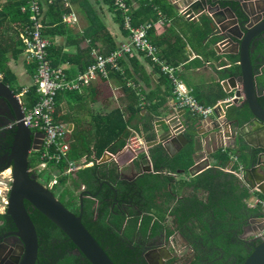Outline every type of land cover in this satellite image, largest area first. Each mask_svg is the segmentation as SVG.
<instances>
[{"label": "crops", "instance_id": "0c3cea01", "mask_svg": "<svg viewBox=\"0 0 264 264\" xmlns=\"http://www.w3.org/2000/svg\"><path fill=\"white\" fill-rule=\"evenodd\" d=\"M155 1L161 2L166 14L154 4ZM176 1L127 0L132 22L137 24L154 23L159 20L162 22L163 26L160 30L148 32V38L157 50V58L165 66L175 70V78L191 90L192 95L201 105L210 107L232 98L235 96L232 89L237 85L230 81L227 73H223V66L215 59L207 34L197 29L194 17L187 18L180 13L183 7L177 5ZM55 2L48 5L45 0H41L43 34L49 39L50 48L56 47L59 52L60 62L56 67L62 68L69 78L84 71L89 63L93 62L92 50L108 55L127 42L128 33L122 28L111 0H70V11L78 17V22L72 25L59 23V13L63 11L64 14L67 10L59 5L60 11L56 13L51 9ZM148 6L153 7L151 16H148L146 10ZM22 61V67L16 71L11 70L19 86L30 87L33 84L35 70L33 73V70L31 72L28 68H31L33 63ZM259 64L260 67L255 63L254 69L264 74V62L261 61ZM118 65L120 71H112L108 80L98 78L80 91L60 93L59 102L55 103L54 115L57 112L59 121H56L63 124L67 130L68 159L90 160L93 164L81 170L97 166L102 187L110 184L113 187L120 185L126 192L130 186L134 190L136 186L142 188L145 184L147 187L155 181L154 191L140 193L144 203L131 202L132 207L127 215H120L118 212L121 211L113 208L116 211L115 217L122 216L127 219L128 230L134 224L133 220L138 218L134 240L138 235L140 236L138 230L143 226L142 220L148 217L152 220L146 235L142 237H149L151 239L149 243L155 244L154 247L159 249V252L167 255L166 248L171 252L176 250L178 254L187 252L190 246L195 249L197 245L193 243L198 240L193 238V234L186 227L180 230L174 229V218L171 214L178 208L185 207L191 210L193 215L199 214L200 211L204 213L208 226L207 228L203 226L206 229L203 232L207 233L208 237L203 243H205L204 249L209 252L208 260H215L217 255L214 257L213 254L221 251L225 254L219 258H222L221 263L224 261L225 264H232L229 249L233 248L235 243L238 244L237 239L243 247L242 241L250 240L253 234L260 231L264 223L260 207L255 206L251 198L252 195L261 198V195L258 191H251L248 183L229 172V169L232 166L235 169L238 163L237 160L233 164L230 161V157L236 159L238 157V150L233 147L234 131L232 130L228 145L223 147V150L221 148L223 133L220 135L213 130L215 122L218 121L217 113L214 112L208 120H203L187 110L177 109L171 81L144 54L134 52L130 56H124L119 59ZM224 83H227L226 87H223ZM259 85L264 89V76L259 80ZM238 89L240 90V87ZM227 90L229 93L226 92ZM241 103L242 101L228 107L225 111L226 117H231ZM118 113L121 114L125 127L124 133L108 144L107 139L110 134L108 135L103 122L113 123L114 118L119 119L116 116ZM188 114L196 121H192ZM175 115L186 124V129L183 131L186 137L174 142L169 152L161 145L162 143H158L148 147L147 156L150 160L148 162L143 153L131 163L129 156L119 157L118 162L104 160L107 148L115 149L120 142L123 140L125 142L131 131H142L147 141L156 139V134H162V131L155 124L165 123L163 128L166 129V120ZM227 128L228 126L224 130ZM158 145L165 149L169 157H174L186 148L187 152H192V165L188 169L178 167L179 171L173 173L169 172L170 170L155 172L149 150ZM83 146L88 148L90 153H86L81 158H71L83 152L85 150ZM222 151L227 155L225 163H222L224 158L221 155ZM202 157H206V163L198 166L197 163ZM95 159H101L103 163L98 164ZM240 164L239 161L238 167L242 165ZM147 165L151 167V172L142 171V167ZM212 170L219 173H214ZM72 176L66 178L63 185L67 184ZM149 181L151 182L148 183ZM82 187L84 190V186ZM244 190H247L249 198L242 201L254 211L247 213V218L242 221L239 203ZM141 191L142 189L139 192ZM151 195L153 200L148 204ZM158 217L164 219L161 223L162 229L151 234L154 224L156 222L160 224ZM172 229L173 233L167 236V232ZM221 244L223 247L220 246ZM239 253L242 254V250ZM216 264H218L217 260Z\"/></svg>", "mask_w": 264, "mask_h": 264}, {"label": "water", "instance_id": "95a60500", "mask_svg": "<svg viewBox=\"0 0 264 264\" xmlns=\"http://www.w3.org/2000/svg\"><path fill=\"white\" fill-rule=\"evenodd\" d=\"M176 4L183 7L181 10L186 15L196 19L197 29L207 34L214 57L223 66V73H227L230 81L240 87V91L232 90L235 91V98H243L241 106L231 117H225L222 122L216 121L213 130L221 135L225 134L226 126L233 129V147L238 150L237 162L242 164L243 181L249 184L251 191H258L264 196V107L260 104L264 89L259 85L264 74L254 69L255 63L259 66V62H264V0H177ZM233 4H236L235 7ZM226 86L227 83H224L223 87ZM226 92L229 93L228 90ZM237 103H225L224 108L227 110ZM0 104L10 121L17 122L8 148L6 168L11 170L12 183L6 214L15 225L22 244L23 255L19 264H35L38 251L36 230L25 208V201L48 219L73 245L74 252L83 255L89 264H113L82 225L83 198L87 192L79 194V213L75 215L53 196L49 188L38 182L36 174L29 171V157L32 151L40 149L43 135L32 133L23 125L18 97L2 77ZM244 107L247 113L243 112ZM163 124H155L162 134L157 133L156 139L147 141V148L162 143L169 152L174 142L186 137L185 132L171 135L173 122L166 123V129ZM142 171L151 172L152 169L147 165L142 167ZM255 234L250 240L242 241L243 250L248 253L242 264H264V240L254 238ZM165 250L166 257H162L157 248L151 251L147 264H165V260L172 259L168 248Z\"/></svg>", "mask_w": 264, "mask_h": 264}, {"label": "built area", "instance_id": "2783aa9c", "mask_svg": "<svg viewBox=\"0 0 264 264\" xmlns=\"http://www.w3.org/2000/svg\"><path fill=\"white\" fill-rule=\"evenodd\" d=\"M46 4L52 5L55 0H45ZM62 6L67 10L61 17V21L67 25H72L78 22V17L70 11V0H60ZM113 7L122 16L123 29L129 33L127 42L120 45L117 50H114L108 55H102L98 50H92L93 62L86 67L84 71L79 72L73 78H69L65 71L60 67H52L48 58V48L50 41L43 34L42 24V7L41 0H27V5L22 7V11L25 13L27 9L29 11V19L21 20L15 23L14 28L17 31L18 38L22 44V49L27 60L34 62L35 74L33 75V84L35 86L38 98L32 107H24L17 95L21 109L23 112L22 122L25 127L30 129L32 133H42L40 149L38 151H32L29 158L37 156L38 166L37 172L46 170L48 167L55 169L56 175L52 177L45 185L51 189L57 185V178L74 174L82 168L89 167L90 160L83 158L80 161H72L68 159L69 143L66 140L67 130L66 127L54 120V107L55 97L62 91H80L83 87L89 86L93 81L98 78L108 80L112 71H120L118 60L124 56H130L134 52L144 54L151 62L159 67V71L166 75L173 86V97L177 109L187 110L193 115L200 116L203 120H208L210 116L216 112L217 120L222 122L226 117L225 103H233L234 101L240 102L239 99L229 98L225 101L219 102L216 105L207 107L199 103V101L192 95L185 84H182L175 78V70L165 66L157 58V50L148 38V32L150 30H160L162 22H145L137 27L132 26V18L130 15V6L127 0H111ZM182 15L187 18H193L186 15V12L180 10ZM30 87H22L21 93L26 94ZM239 86L235 89L240 91ZM234 89V90H235ZM233 90V92H235ZM173 122L170 128L171 135L174 136L179 132H183L186 129V124L178 116H173L166 120V123ZM17 122L8 125L10 130L15 128ZM232 128L228 126L225 134L222 136V149L228 145V140L232 135ZM147 140L144 138L142 131H131L130 135L126 138L124 146L114 151L107 148L105 151L104 160L119 161L121 156H129L131 163L138 159L140 153H143L145 159L148 161L147 156L148 148L146 146ZM224 152V151H223ZM98 164L103 162L101 159H95ZM236 157H230L232 164L236 162ZM31 163V161H30ZM206 163V157H202L197 165ZM31 165V164H30ZM61 170L58 167L61 166ZM232 166L229 172L236 176L238 179H244L242 167L237 169ZM29 171L37 175L34 168H30ZM5 175V176H3ZM51 175V173H50ZM0 178V213L5 212L8 205V194L11 189L12 176L11 170H8L2 174ZM83 189V187H82ZM93 200V198L89 197ZM254 205L260 207L263 213L264 220V198L257 197L254 200ZM254 238L264 240V226L257 232Z\"/></svg>", "mask_w": 264, "mask_h": 264}, {"label": "trees", "instance_id": "16d2710c", "mask_svg": "<svg viewBox=\"0 0 264 264\" xmlns=\"http://www.w3.org/2000/svg\"><path fill=\"white\" fill-rule=\"evenodd\" d=\"M155 5L159 6L160 10L165 13V8L161 6L160 1H155ZM27 5V0H4L3 4L0 7V75H2L3 82L8 85L15 94L21 92L22 87L18 85L17 78L15 74L12 72L11 68L8 66V62L12 60H17L19 56L22 55L23 49H20L21 42L18 38L17 31L12 24L19 22L21 20L29 19V11L27 12L22 11V7ZM61 2L60 0H56L55 5L51 7L53 11L58 13L60 11ZM152 8L151 6L147 7L148 16L152 15ZM66 13V12H65ZM118 13V12H117ZM63 11L59 13V23L62 24L61 15ZM166 14V13H165ZM119 20L121 21V26L123 25L122 16L118 13ZM143 24V23H142ZM140 24L136 22H132L133 27H137ZM14 29L15 39L9 35V30ZM123 28V27H122ZM128 33V32H127ZM129 36V33H128ZM50 48V45H49ZM48 50V58L52 67H56V65L60 62L59 52L56 47H51ZM52 51V52H51ZM112 50L111 52H113ZM110 52V53H111ZM92 53V52H91ZM109 53V54H110ZM92 56V54H91ZM119 61V60H118ZM34 64V62H32ZM92 63V62H91ZM89 63V65L91 64ZM31 64V68L29 67L30 71L34 73L35 66ZM59 92L57 97H55V103L59 102L60 97ZM25 96L28 99L27 107H32L36 102L38 95L36 93L35 86H31ZM261 106L264 107V99L260 100ZM244 113H247L246 107L243 109ZM119 119H113L109 124V121L103 122V125L108 132L107 143H111L114 138H119L124 133V124L122 122L121 114L118 113L116 115ZM59 116L57 112L54 115V120H58ZM59 121V120H58ZM56 121V122H58ZM12 131H10L8 141L11 142L12 140ZM78 141V140H75ZM82 146V145H81ZM124 146V140L118 144V146L114 149L117 151ZM85 146H83L84 148ZM87 149V150H86ZM86 153H90L89 149L85 147L83 152H79L78 155L72 156L71 158H81V156L86 155ZM150 159L152 161L153 169L155 172H162L163 170H170L169 172L173 173L177 171L178 167L182 169H188L189 166L192 165V152H187L186 148L182 149L180 152L177 153L174 157H169L168 153L165 149L161 146H154L149 150ZM222 163H225L227 160V155L225 152H221ZM226 155V156H225ZM32 166V162H31ZM61 166L58 167V170H61ZM179 171V170H178ZM214 173H219V171L212 170ZM73 176L70 178V186L74 190H80L81 186H84V190L87 193L84 195L83 198V211L81 216V222L84 228L89 232V234L96 240L99 246L103 249L106 253L108 258L112 261L113 264H145L143 261H139L137 258V249L136 246L133 245L131 242L136 232V225L138 218L133 220L134 224L131 225V228L128 230V225L126 223L127 219L123 218L122 216L115 217V210H113V204L117 199H122L126 197L125 190L120 187V185L116 186L115 188L110 186L104 185L101 186L102 181L101 177L98 173L97 166L84 169L81 171H77ZM65 178L60 177L58 183L64 184ZM145 182V181H143ZM149 181L148 183H150ZM147 183V182H145ZM154 184L146 185L143 184L142 188L136 186V193L132 195L130 199V203L133 202L134 204H143V200L140 198V193L143 191H149L152 193L154 191ZM142 189L141 192H139ZM201 189V188H199ZM82 191L80 190V193ZM90 196L94 198L96 201L86 198L85 196ZM131 197V196H130ZM249 198V194L247 190H244L240 199L241 202L239 203V210L242 212V221L247 218L248 214L254 211L248 207L242 200H246ZM264 198V196H261ZM126 199V198H123ZM153 200V195L148 198V204H151ZM74 203V202H73ZM146 204V203H145ZM25 208L30 215V219L33 222V225L36 228V234L38 238V244L40 245L41 250H43V257L41 261H46L47 258H61L60 263L58 264H79L80 258L83 259L85 264H89L88 261L83 257V255L78 254V256H74L68 254L69 250L74 249L73 245L68 241V239L58 230L56 229L53 224L46 219L42 214H40L37 210H35L29 203L24 202ZM147 205V204H146ZM150 210V208H148ZM72 212L79 213V199L77 196V201H75V205H73ZM223 212V211H222ZM171 216L174 218V229H185V227L193 234V238L196 240H207V233H204L203 230H206L208 224L205 220L204 213L200 211L197 215H193L191 210L182 207L178 208L175 212L173 211ZM172 218V219H173ZM160 222L154 224L152 228V233L155 234L158 230H161V223L163 222V218H157ZM152 218L145 217L142 220L143 226L140 227L139 234L141 236H145L148 231V226L150 225ZM205 228H204V227ZM56 230L61 238L65 241L64 247L62 248V253L58 254L56 249L57 245L55 244L59 240L56 236L53 237L52 231ZM173 233V229L167 232V236H170ZM54 240V242H53ZM229 244V243H227ZM242 255L238 259V264H242L247 256V252L243 250L241 247Z\"/></svg>", "mask_w": 264, "mask_h": 264}, {"label": "flooded vegetation", "instance_id": "af4514ba", "mask_svg": "<svg viewBox=\"0 0 264 264\" xmlns=\"http://www.w3.org/2000/svg\"><path fill=\"white\" fill-rule=\"evenodd\" d=\"M235 5L236 4H233V7H235ZM12 123H14V121H10L9 116L4 114V110L0 104V174L10 170L6 167L8 165V148L11 144V142L8 141L9 134L11 131L8 128V125ZM129 188L130 189L126 190L125 192L126 197H123L126 199H123V198L117 199L113 204V208H118L121 211V212H118L120 215L122 214L127 215L129 212V209L132 207L130 203V199L132 198V195L136 193L135 191L136 189L133 190L131 186ZM72 213L75 215H78L77 212H72ZM29 218H30V215H29ZM16 232H17L16 227L13 224L11 218L7 216L6 210L5 212L0 213V264H19L20 263L22 259V255H23V252L21 251L22 244L20 243ZM52 235L53 237L56 236L57 239L59 240L55 244L57 245V249H56L57 253L61 254L65 241L61 238V235H59L56 230L52 231ZM150 240L151 239L149 237L143 238L141 235L140 236L138 235L137 238H135V240L133 239L131 241L133 245L136 246L138 260L143 261V263L145 264H147V261H146L147 259H151L150 252L156 248L154 247L155 244H153L152 242L151 244L149 243ZM239 241L240 240L237 239L238 244L235 243L233 248L229 249L230 258H232L233 260L232 264H238V259L240 257L239 251L241 250V244L239 243ZM193 244H196L197 247H195L194 249L192 248V246H190L187 252L186 251L183 252L182 255L180 253L178 254L176 250H173V252L170 251L173 258L169 259L167 257L168 259L165 260V264H216V260L218 264H225L224 261L223 263H221L222 258L219 259L222 255H225L223 254L224 252L222 253L221 251H218V254L214 253L213 254L214 257L216 255L217 257H215V260L213 259L212 261H209L208 260L209 252L204 249L205 243H203L202 240H198L194 242ZM220 246L223 247V244H221ZM68 254L78 256V254L74 252V249L69 250ZM43 255H44L43 250H41L40 245L38 244L37 258H36L35 264H58L61 261V258H57V259L47 258L46 261L44 260L41 261V258L43 257ZM161 256L166 257V255L163 253H161ZM78 260H79V264H85L82 258Z\"/></svg>", "mask_w": 264, "mask_h": 264}, {"label": "rangeland", "instance_id": "374dc122", "mask_svg": "<svg viewBox=\"0 0 264 264\" xmlns=\"http://www.w3.org/2000/svg\"><path fill=\"white\" fill-rule=\"evenodd\" d=\"M3 1L4 0H0V7L1 5L3 4ZM13 26H15V23L12 24ZM17 26V25H16ZM15 26V27H16ZM9 35L13 37V39H15V33H14V29H10L9 30ZM20 49H22V45H20ZM22 60H25L26 62L28 63H31L32 61L30 60H27L26 59V56L24 54H22L21 56H19V58L17 60H10L8 62V66L16 71L18 68L22 67ZM29 70V68H28ZM2 76V75H1ZM24 82V81H23ZM22 82V83H23ZM31 87V86H30ZM13 89V88H12ZM21 93V92H20ZM19 94V93H18ZM17 94V95H18ZM19 99L21 101V103L23 104V106L26 108L27 107V104H28V99L27 97L25 96V94H19ZM188 116L191 118V120L193 121H196V119H194V117H192L190 114H188ZM37 156H33L30 158V161L32 162V166L31 168H34V171L37 173V180L40 184L42 185H46L48 183V181L50 179H52L53 176L56 175V171H54V169H50V167H48L46 170H42L41 172H37V166L39 164L38 162V159L36 158ZM238 165L239 163H236V167L235 169L238 168ZM53 170V171H52ZM51 173V175H50ZM72 175V174H71ZM5 176V175H3ZM2 176H0L1 178ZM69 176H67L66 178H69ZM65 178V179H66ZM60 177L57 178V185L53 186L50 191L52 192L53 196L66 208L68 209L69 211L72 210L73 208V205H75V201H77V196L78 194L80 193V190L83 191L82 188H80V190H74L70 187L69 183H70V179L68 181L67 184L63 185V184H59L58 181H59ZM252 200L255 199V196L252 195L251 196ZM74 202V203H73ZM177 245H179V248H180V244L178 243ZM174 246V245H173ZM181 249V248H180ZM181 255L183 254V252L180 253Z\"/></svg>", "mask_w": 264, "mask_h": 264}, {"label": "clouds", "instance_id": "9594fccd", "mask_svg": "<svg viewBox=\"0 0 264 264\" xmlns=\"http://www.w3.org/2000/svg\"><path fill=\"white\" fill-rule=\"evenodd\" d=\"M19 94H20V93H19ZM16 96H17V94H16ZM20 106H21V105H20ZM14 129H15V128H14ZM14 129H12V130L14 131ZM12 130H11V131H12Z\"/></svg>", "mask_w": 264, "mask_h": 264}]
</instances>
